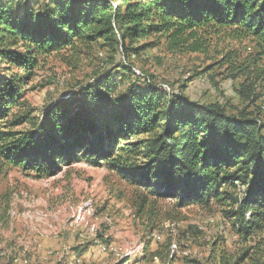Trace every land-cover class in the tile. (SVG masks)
I'll return each instance as SVG.
<instances>
[{
	"label": "trees",
	"instance_id": "trees-1",
	"mask_svg": "<svg viewBox=\"0 0 264 264\" xmlns=\"http://www.w3.org/2000/svg\"><path fill=\"white\" fill-rule=\"evenodd\" d=\"M245 41L256 44L261 61L264 0H0V62L9 65L0 78V181L10 168L50 178L79 157L97 167L108 162L181 208L218 201L250 239L264 229V120L250 111L261 109L264 65L253 82L256 59L239 66L240 52L217 51V65H228L233 81L245 77L236 92L246 106L237 113L187 100L138 69L155 49L208 55L213 44ZM67 50L105 51L106 66L76 95L33 117L22 99L40 58ZM0 202L4 218L10 202Z\"/></svg>",
	"mask_w": 264,
	"mask_h": 264
},
{
	"label": "rangeland",
	"instance_id": "rangeland-1",
	"mask_svg": "<svg viewBox=\"0 0 264 264\" xmlns=\"http://www.w3.org/2000/svg\"><path fill=\"white\" fill-rule=\"evenodd\" d=\"M212 47L208 55L184 56L155 49L138 69L143 67L170 90H180L187 100L222 103L230 113H237L246 106L236 92L245 77L233 81L228 65H217L222 57L217 51L240 52V66L258 61L259 50L253 41ZM107 56L105 51L67 50L41 57L22 101L33 117L40 118L102 72ZM7 62H0V78L7 76ZM258 62L248 72L253 82L264 58ZM12 72L20 71L12 67ZM128 85L124 83V90ZM256 93L261 109L250 111L264 120V82L257 85ZM0 196L10 202L4 218L0 202V264H222L224 258L235 262L241 257V264H262L264 258V229L246 240L218 201L208 207L181 208L176 200L153 196L133 176L108 162L97 167L79 157L63 163L50 178L10 168L0 181Z\"/></svg>",
	"mask_w": 264,
	"mask_h": 264
}]
</instances>
